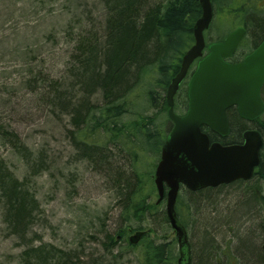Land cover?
<instances>
[{"label":"trees","instance_id":"obj_1","mask_svg":"<svg viewBox=\"0 0 264 264\" xmlns=\"http://www.w3.org/2000/svg\"><path fill=\"white\" fill-rule=\"evenodd\" d=\"M102 1L108 5L106 35L101 39L97 33H90L89 38L80 36L74 56L78 73L69 68L68 92L61 91L64 85L54 83L47 86L45 81L42 95L47 105L58 109L61 115L69 116L66 138L72 149L73 146L76 148L79 158L104 165L108 172L102 171L107 177H112L111 190L115 192L120 209L121 227L105 233L106 249L114 250L120 243H125L122 250H133L139 264H178L175 234L170 239L164 229L167 226L171 228L166 210L151 202L152 196L157 193V163L154 172L142 171L139 163L143 154L160 159L169 126L165 95L171 81L180 72L184 55L195 44L194 27L202 16L201 3L200 0H159L152 5L150 0ZM212 5L213 22L218 23L217 31L219 25L227 24L229 27L227 34L219 36L215 42L223 41L238 27L246 28L247 36L230 60L234 63L242 61L248 54H238L241 48L249 46L256 49L264 41V0H212ZM213 22L205 33L206 41ZM73 74L78 80L76 93L81 98L73 96ZM97 95L101 98H96ZM153 109L156 110L154 115L150 114ZM228 114L231 129L228 144H241L245 131L252 128L259 129L264 137L263 120L251 127L239 117L236 109H231ZM161 132L165 134V139L159 145L156 136ZM203 132L213 138L208 129H203ZM18 137L15 131L4 128L0 115V146H10L12 154L22 157L33 176L47 170L49 167L43 165L42 154L35 158L34 150ZM109 149L117 151L123 159L128 156L132 161L130 166L112 174L113 168L108 161L115 159V153ZM125 160L128 158L124 159V164H127ZM231 185H237L238 191L244 192V217L256 225L260 237L264 238V145L261 165L253 179ZM202 192L188 193L192 207H198L201 199L196 196ZM0 200L8 230L16 237H26L36 223L35 213L40 203L30 188L27 176L21 179L11 171L5 157H0ZM192 207L179 196L176 213L186 229V219L192 217ZM149 216L160 223L163 234L152 228L151 232L155 233L153 239L147 235L137 246L129 244L127 236L137 230L132 223L147 222ZM209 243L208 238L203 240V252L197 256L196 264H223L225 255L222 256L220 248L212 243L213 252L208 251ZM252 252L258 257L259 264H264V250L255 246ZM231 255L232 258L226 259L224 264L243 263L238 251ZM21 264L99 263L81 262L75 252L67 254L57 247L40 244L29 246L22 252Z\"/></svg>","mask_w":264,"mask_h":264},{"label":"rangeland","instance_id":"obj_2","mask_svg":"<svg viewBox=\"0 0 264 264\" xmlns=\"http://www.w3.org/2000/svg\"><path fill=\"white\" fill-rule=\"evenodd\" d=\"M158 1L150 0L152 5ZM107 6L102 0H0V115L4 128L15 131L18 139L34 150L35 158L42 154L43 165L49 167L33 176L22 157L12 154L10 146H0V157L6 158L9 168L18 177L27 176L40 203L35 213L36 223L26 237L19 238L8 230L0 200V264H21L22 252L40 244L57 247L67 254L75 252L81 262L139 264L133 250H122L125 243H120L114 250L106 249L105 233L121 227L120 209L115 192L111 190L112 177L103 172H108L104 165L79 158L76 148L73 146L72 149L66 138L69 116L61 115L58 109L47 105L42 95L45 81L47 86L64 85L61 91L68 92L69 68L73 73L78 71L74 56L79 37L89 38L90 33H97L101 39L106 35ZM213 23L206 36L208 43L226 35L229 28L223 24L217 31L218 23ZM253 50L249 46L243 47L238 54H249ZM194 69L195 65L191 74ZM77 83L74 76L73 96L81 98L76 93ZM182 87L180 93H186V85ZM97 97L101 98L100 95ZM155 112L153 109L150 114ZM261 120L264 121V115ZM247 124L254 127V124ZM156 139L160 145L165 134L158 133ZM109 150L115 153V159H108L112 174L130 166L132 161L128 156H124V159L128 158L125 160L128 163L124 164L117 151ZM141 160L142 171L154 172L159 158L143 154ZM238 190L237 185H227L202 192L196 196L201 199L197 208L192 207L188 193H181L183 201L192 207V217L186 219L192 264H196L197 256L203 252L201 244L205 238L210 241L208 251L213 252L211 243L220 248L221 255H225L224 263L238 251L242 264H259L252 251L255 246L264 250V238L260 237L256 225L244 217L246 196ZM157 200L158 193L152 196L151 202L156 204ZM159 206L161 210L166 208L164 202ZM155 220L149 216V221H134L132 225L147 230L154 228L163 234L162 226ZM166 228V235L173 239L172 229ZM135 233H130L127 238ZM150 233L149 237L153 239L155 233Z\"/></svg>","mask_w":264,"mask_h":264},{"label":"water","instance_id":"obj_3","mask_svg":"<svg viewBox=\"0 0 264 264\" xmlns=\"http://www.w3.org/2000/svg\"><path fill=\"white\" fill-rule=\"evenodd\" d=\"M202 16L194 27L195 44L186 52L180 72L168 88V117L174 128L168 136L155 172V185L160 204L167 192L166 213L175 231L180 248L179 264H191V250L186 229L176 214V202L181 185L197 192L217 188L254 177L261 165L264 137L259 129L243 134V143L210 146L207 127L221 138L230 136L227 112L236 108L241 119L254 123L264 115V41L243 61L227 62L244 38L247 30L241 26L221 42L206 44L205 32L214 19L212 0H200ZM207 48L208 53L204 54ZM197 68L188 83L189 109L184 117L174 112L175 95L194 62ZM145 232L136 233L130 243L136 245Z\"/></svg>","mask_w":264,"mask_h":264},{"label":"flooded vegetation","instance_id":"obj_4","mask_svg":"<svg viewBox=\"0 0 264 264\" xmlns=\"http://www.w3.org/2000/svg\"><path fill=\"white\" fill-rule=\"evenodd\" d=\"M195 65V67L197 66V62L194 64ZM194 72V71H193ZM193 72H192V74H193ZM191 73L189 72V74H188V76H187V78L185 79V81L182 83V85H181V87H180V89H179V91H178V93L175 95V102H174V112L178 115V116H181V117H184L186 114H187V112H188V109H189V100H188V94H187V85H188V82L190 81V78H191V75H190ZM186 85V93H180V91L182 90V86L183 85ZM165 98H166V95H165ZM166 104H167V102H166ZM236 109V108H235ZM168 106H167V114H168ZM168 120H169V118H168ZM173 128H174V124H173V122L172 121H170L169 120V129H170V131H169V133L167 134V137L166 138H168V136L170 135V133L172 132V130H173ZM168 129V130H169ZM202 129V132H203V129H208L207 127H202L201 128ZM208 131L210 132V133H212V135H213V138L211 137L210 138V136H209V140H210V146H212V144H214V143H220L221 145H227L228 143H227V140L228 139H230V137H231V135L229 136V137H227V138H221L220 136H218L217 134H215L214 132H212V131H210L209 129H208ZM215 135V136H214ZM215 138V139H214ZM243 139V138H242ZM167 140V139H166ZM165 140V141H166ZM225 141V142H224ZM165 143V142H164ZM243 143V140H242V142H241V144ZM228 145H231V144H228ZM163 148V147H162ZM161 154H162V150H161ZM161 154H160V160H161ZM219 187H221V186H219ZM219 187H217V188H206V189H203V190H199V191H197V192H193V191H191V190H189V189H187L184 185H181V187H180V193H182V192H186V193H199V192H202V191H206V190H210V189H218ZM166 192H167V190H166ZM166 195H165V198H164V202H165V204H166V202H167V193H165ZM177 203H178V200H177ZM177 203H176V208H177ZM178 217V216H177ZM179 219V218H178ZM180 221V220H179ZM142 230H145L146 231V235L145 236H147V235H150L151 233L149 232L150 230H147V228L146 227H143V226H141L140 227ZM186 229V228H185ZM186 231H187V229H186ZM148 232V233H147ZM144 237V236H143ZM128 239H129V237H128ZM128 239H127V241H128ZM176 240H177V245H178V252H179V259L181 258V248H180V245H179V242H178V239L176 238ZM189 240V239H188ZM142 241V239L139 241V243ZM138 243V244H139ZM137 244V245H138ZM189 246H190V250L192 251V248H191V245H190V243H189ZM179 259H178V262H179ZM191 264H192V257H191Z\"/></svg>","mask_w":264,"mask_h":264}]
</instances>
